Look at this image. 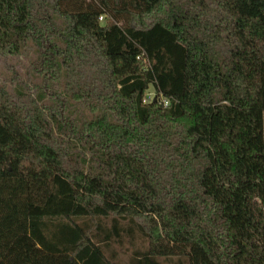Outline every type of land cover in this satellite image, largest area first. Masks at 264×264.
Returning a JSON list of instances; mask_svg holds the SVG:
<instances>
[{"label": "trees", "instance_id": "1", "mask_svg": "<svg viewBox=\"0 0 264 264\" xmlns=\"http://www.w3.org/2000/svg\"><path fill=\"white\" fill-rule=\"evenodd\" d=\"M30 41L52 104L0 87V264H117L134 228L128 264H264V0H0V55Z\"/></svg>", "mask_w": 264, "mask_h": 264}, {"label": "rangeland", "instance_id": "2", "mask_svg": "<svg viewBox=\"0 0 264 264\" xmlns=\"http://www.w3.org/2000/svg\"><path fill=\"white\" fill-rule=\"evenodd\" d=\"M105 19L104 15L99 18L100 23L103 24ZM58 24L62 26L61 23L58 22ZM37 58L38 52L33 41L28 42L27 46L19 54L0 55V87H5L12 98L19 103L28 104L31 99H36L39 105L51 103L48 95L41 100L37 98L40 94L39 88L43 84L41 74L35 69L36 64H38ZM65 81V75L62 74L58 83L48 84L47 93H50L51 89H55L62 96L66 95L64 92ZM145 98L146 100H156V91L152 85L146 91ZM65 99L68 100V113L76 116L83 114L86 117L90 116L88 109L82 107L80 103L67 98V96H65ZM130 238L123 233L121 243H112L117 264H128V258L134 249L139 248L142 250L148 245L146 237L137 228H134V235ZM182 259L183 264H188L186 258L183 257Z\"/></svg>", "mask_w": 264, "mask_h": 264}, {"label": "built area", "instance_id": "3", "mask_svg": "<svg viewBox=\"0 0 264 264\" xmlns=\"http://www.w3.org/2000/svg\"><path fill=\"white\" fill-rule=\"evenodd\" d=\"M100 18H102V16ZM156 100L163 107H166L168 105V99L166 97H164L163 95H161V94L160 95H156Z\"/></svg>", "mask_w": 264, "mask_h": 264}]
</instances>
